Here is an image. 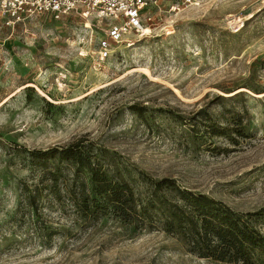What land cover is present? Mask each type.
I'll list each match as a JSON object with an SVG mask.
<instances>
[{"label":"rangeland","instance_id":"1","mask_svg":"<svg viewBox=\"0 0 264 264\" xmlns=\"http://www.w3.org/2000/svg\"><path fill=\"white\" fill-rule=\"evenodd\" d=\"M148 12L143 33L101 59L91 16L0 18V264H240L199 257L157 223L83 217L65 190L72 169L37 154L74 142L124 175L256 212L264 235V0H157ZM39 180L33 215L19 188Z\"/></svg>","mask_w":264,"mask_h":264},{"label":"trees","instance_id":"2","mask_svg":"<svg viewBox=\"0 0 264 264\" xmlns=\"http://www.w3.org/2000/svg\"><path fill=\"white\" fill-rule=\"evenodd\" d=\"M81 144L74 142L37 154L45 156L55 150L59 160L72 169L65 190L83 217L107 211L134 226L157 223L199 257L264 264V235L251 221L256 212L235 211L207 194L181 187L169 177L124 175L117 162L105 160ZM46 173L56 180V171ZM40 182L22 181L19 188L20 201L33 215H39L45 204L40 199ZM39 232L50 234L47 228Z\"/></svg>","mask_w":264,"mask_h":264},{"label":"built area","instance_id":"3","mask_svg":"<svg viewBox=\"0 0 264 264\" xmlns=\"http://www.w3.org/2000/svg\"><path fill=\"white\" fill-rule=\"evenodd\" d=\"M157 0H0V18L20 19L26 16L49 13L58 16L75 12L91 16L100 22L101 35L97 39V56H107L117 43L131 39L124 37L130 31L143 33L145 24L151 20L148 8ZM191 0H180L190 2Z\"/></svg>","mask_w":264,"mask_h":264},{"label":"bare ground","instance_id":"4","mask_svg":"<svg viewBox=\"0 0 264 264\" xmlns=\"http://www.w3.org/2000/svg\"><path fill=\"white\" fill-rule=\"evenodd\" d=\"M146 29V27L145 28H143V31Z\"/></svg>","mask_w":264,"mask_h":264}]
</instances>
